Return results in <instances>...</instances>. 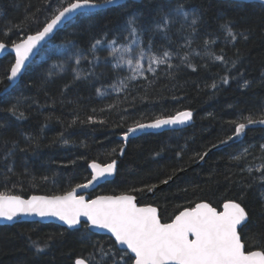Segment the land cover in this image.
I'll use <instances>...</instances> for the list:
<instances>
[{"label":"trees","instance_id":"16d2710c","mask_svg":"<svg viewBox=\"0 0 264 264\" xmlns=\"http://www.w3.org/2000/svg\"><path fill=\"white\" fill-rule=\"evenodd\" d=\"M69 2L0 0V42L12 46L35 35ZM177 3L200 18L196 31L190 19L176 15L171 17L166 36L150 31L160 11ZM131 17H137L145 29L140 32L145 43L151 39L152 54L159 56L164 50L172 54L171 68L161 65L155 76L145 72L147 79L137 74L132 80L129 66L113 67L106 43L93 54L95 39L107 36L118 39L117 46L125 43ZM225 21L233 22L234 42L220 27ZM205 40L215 43L205 46ZM77 50L87 57L79 65L73 58ZM205 52L223 55L227 64ZM186 53L188 61H184ZM13 63L12 56L0 59V192L23 198L62 195L91 178L93 161L107 164L115 160L116 178L100 186L92 197L135 195L140 205L157 207L163 223L198 203L221 210L224 203L236 201L248 212V223L240 230L246 250L264 249V182L258 179L264 173L256 171L264 165V128L249 129L243 141L210 152L213 145L235 135L237 122L246 123L243 118L247 116L259 119L264 113V5L219 0L130 1L78 16L41 51L20 82L5 90ZM61 64L62 72L53 67ZM76 73L80 79H75ZM225 76L227 84L222 82ZM121 80L127 87L113 90L112 85L120 87ZM213 83L216 88L211 87ZM13 104L24 113L23 119L8 111ZM183 111L193 114V124L186 129L144 134L127 143L119 139L137 123ZM244 149H248L245 157L232 159ZM205 152L210 153L199 164ZM249 167L251 174L246 170ZM36 246L44 248L43 252L37 254ZM101 246L133 264L113 239L91 233L86 225L73 231L27 222L0 226V264H75L77 258L88 259L92 254L95 259L90 264H113L111 255H102Z\"/></svg>","mask_w":264,"mask_h":264},{"label":"snow or ice","instance_id":"6c2138e0","mask_svg":"<svg viewBox=\"0 0 264 264\" xmlns=\"http://www.w3.org/2000/svg\"><path fill=\"white\" fill-rule=\"evenodd\" d=\"M117 0H104L105 5L116 3ZM264 4V0H260ZM103 5L97 3V0H71L66 6L59 8L51 19L46 22L41 31L35 35H28L25 40L13 43L12 48L15 51L14 63L11 65L7 79L9 84L5 85V90L12 87L11 82L18 78L25 62L29 60L30 55L36 45L43 41L50 33L57 29L64 22H72L76 15L86 14V9L100 8ZM173 15L182 16L185 21H189L192 31H196V25L199 17L194 13L186 11L183 3H177L175 7L168 11L161 10L159 19L155 21L152 32H159L167 35V29L173 22ZM232 21H225L220 27L226 30L227 35L234 42L237 34L233 31ZM145 29L139 23L137 17H131L127 20L124 36L125 43L117 46L118 39H108L107 36L102 39H95L91 44L93 54L99 46L107 44L109 56L115 61L114 68H121L122 65L129 66L133 75L129 79H137L145 76V72H151L153 76L161 65L172 67L171 53L164 50L161 55L152 54V41L149 39L145 43L140 32ZM241 35H243L241 33ZM247 39V37H244ZM215 43V40H205L207 46ZM191 41H188V46ZM6 45L0 42V52L5 51ZM205 55H212L217 61H224L223 55H215L214 53L205 52ZM197 55H200L197 53ZM76 64H80L81 59H86L80 50L73 54ZM95 60L99 57L94 55ZM147 61V68H145ZM184 61H188V54L184 55ZM189 67L195 68L189 63ZM236 66V61H232V67ZM64 71V65H53ZM49 75H52L49 72ZM81 74L76 73L75 79H80ZM222 82L228 83V77H223ZM120 87L112 85L113 90L123 91L127 84L121 80ZM248 82L245 81L244 86L247 87ZM212 88L217 85L213 83ZM99 95L104 93L97 89ZM110 107H114L111 105ZM13 115L23 119L24 113L18 111L16 104L8 108ZM95 111V110H94ZM191 111L179 112L174 116L156 118L153 122L144 124L137 123L128 132L124 133L125 141L130 133L147 128L159 129L163 126L183 125L192 120ZM89 121L92 117L88 118ZM245 122H237L234 129L235 135L239 136L246 128V125L264 124V113H261L259 119H253L251 116L243 118ZM3 127V125H0ZM233 137L229 136L228 140ZM64 143H68L67 140ZM227 143V141H221ZM216 147V145H213ZM264 150V145L261 146ZM115 151V150H113ZM123 149H121V155ZM248 154V149H244L239 155L233 156L232 159L240 161ZM207 155V152L204 153ZM203 159V156H200ZM92 169L91 178L86 183L77 184L72 190L66 191L62 195L52 196H31L29 199H23L18 195H8L0 192V218L9 221L21 215H38L40 217H57L66 223L70 228L81 224V218H86L85 223L92 228L105 229L115 238L114 243L126 248L121 249L128 256L129 260L134 264H264V249L246 250L245 243L242 240L239 228L248 219V212L242 207L241 203L236 201H228L223 204V211H217L208 203H198L193 208H186L181 211L169 223H162L158 215V210L152 206L140 207L136 203V197L128 194L116 196H98L95 199H86L84 195H78L79 189H86L96 184L102 179H106L116 171V161L112 160L107 164H100L93 161L90 164ZM249 174L252 173L251 167L246 169ZM256 171L264 173V165L259 166ZM45 179H47L45 177ZM260 182H264V174L259 178ZM165 180L163 183H167ZM264 196V193H261ZM36 245V242H32ZM44 247H47L45 244ZM37 254L43 252L44 248L36 246ZM100 252L104 256L111 255L113 264H127L124 256L117 258L116 253L111 249L105 250L102 246ZM134 254V255H132ZM95 259L94 254L90 258H77L75 264H90Z\"/></svg>","mask_w":264,"mask_h":264},{"label":"water","instance_id":"95a60500","mask_svg":"<svg viewBox=\"0 0 264 264\" xmlns=\"http://www.w3.org/2000/svg\"><path fill=\"white\" fill-rule=\"evenodd\" d=\"M130 1H132V2H141L143 0H117L116 3L110 4V5H105L104 3H99V4L103 5V6L100 7V8L86 9L85 10V13H94V12L103 11V10H106V9H109V8H113V7H119V6L125 5L126 3L130 2ZM219 1H233V2L247 3V4H250V3L262 4L260 2V0H219ZM262 5H264V4H262ZM78 16H80V15H76L75 19ZM69 23L70 22H67V21L64 22V23H62L61 25H59L57 27V29H54V31L52 33H50L48 37H46L43 41H40L36 45V48L33 49V53H32V55H30L29 60L25 62V67H24V69H22L21 73L18 75V78L15 81H12L11 82V84H12V87L11 88L15 87L20 82L22 76L24 75V73L27 70V68L31 65V63L37 58V56L41 53V51L52 40H54V38L58 35V33L60 31H62L66 27V25L69 24ZM7 56H12L13 58H15V51H14V48H12V46L6 45L5 51L0 52V59H3L5 57H7ZM9 83H10V81H9ZM146 124H148V123H146ZM192 124H193V117H192V120L191 121H189V122H187V123H185L183 125L177 124V125H171V126H163L162 128H159V129L147 128V129H144V130H138L135 133H130L128 135V139L126 141L124 139V135H122L119 139L121 141L127 143L131 139L138 138V137H140V136H142L144 134H159V133L168 132V131H180V130H183V129H186V128L190 127ZM252 128H264V124L256 123V124H252V125H246V128H245V130H244V132L242 134H240L239 136L233 135L232 136L233 137L232 140H226L227 143H221V144H219L218 146H216L215 148H213L210 152H214V151H217V150H221V149L227 148V147H229L231 145H234V144H237V143L243 141V139L246 136L247 131L249 129H252ZM209 153H207V155L204 156V158L199 162V164H203V162L205 161V159L207 158V156H208ZM89 170L92 173V169L90 168V166H89ZM116 175H117V165H116V171L111 176L107 177L106 179L100 180L99 182H97L96 184H93L89 188L79 189L77 191V194L78 195H84L86 197V199H95L98 196H116V195H98L96 197H92L91 196V194L94 193V192H96L100 186H102V185H104V184H106L108 182L113 181L116 178ZM153 194L154 193L152 191L150 193V195L153 196ZM128 195H131V194H128ZM35 196H44V195H35ZM133 196H135V195H133ZM29 198H23V199H29ZM136 203L140 207H144V206H152V207H155L153 205H140L139 204V199L137 197H136ZM202 203H206V202H202ZM155 208H157V207H155ZM157 210H158V215L160 217V211H159L158 208H157ZM217 211H223V207H222L221 210H218L217 209ZM160 219H161V217H160ZM85 221H86V218H83L82 217L81 218V224L80 225H77L75 227H71L70 228L66 223H64L63 221L59 220L57 217H52V216L40 217L38 215H21V216H18L16 218H14L11 221H9L7 219H4V218H0V226H13V225H15L17 223L27 222V223H40V224H55V225H58V226H61V227L65 228L67 230L73 231V230H78V229L82 228L83 225H86L88 227V230L91 233H93V234H97V235H100V236H106V237H109V238H111L113 240L115 239L112 236V234L110 232H108L107 230H105V229H98V228H92L89 224H86ZM161 222H162V219H161ZM247 223H248V219L245 222H243V224L239 228V231ZM116 246H117V248L119 250H121L123 248H126V246H121L119 244H116ZM132 255H134V254H132ZM133 264H134V261H133Z\"/></svg>","mask_w":264,"mask_h":264}]
</instances>
